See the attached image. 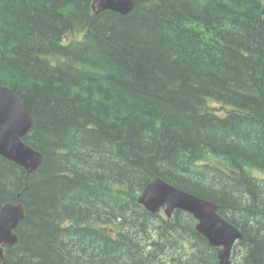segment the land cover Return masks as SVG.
<instances>
[{"label": "trees", "instance_id": "16d2710c", "mask_svg": "<svg viewBox=\"0 0 264 264\" xmlns=\"http://www.w3.org/2000/svg\"><path fill=\"white\" fill-rule=\"evenodd\" d=\"M91 2L0 0V85L43 156H0V201L25 213L0 264H218L191 215L139 204L154 178L217 205L232 264H264L262 0Z\"/></svg>", "mask_w": 264, "mask_h": 264}, {"label": "water", "instance_id": "95a60500", "mask_svg": "<svg viewBox=\"0 0 264 264\" xmlns=\"http://www.w3.org/2000/svg\"><path fill=\"white\" fill-rule=\"evenodd\" d=\"M264 3V0H262ZM134 0H92L91 11L99 15L111 11L129 14ZM264 17V8L262 10ZM32 118L15 92L0 85V156L22 167L27 174L35 172L43 156L27 146L22 138L32 131ZM139 203L150 213L160 209L170 218L175 210L190 214L197 222L195 229L211 247L219 248L218 264H231L230 253L234 243L241 239L240 232L217 213V206L208 200L183 192L165 181L155 178L140 193ZM25 217L21 203L0 201V258L1 246L12 247L19 240L15 229Z\"/></svg>", "mask_w": 264, "mask_h": 264}, {"label": "rangeland", "instance_id": "374dc122", "mask_svg": "<svg viewBox=\"0 0 264 264\" xmlns=\"http://www.w3.org/2000/svg\"><path fill=\"white\" fill-rule=\"evenodd\" d=\"M211 106L217 110L218 113L222 114L224 112V109L223 107L217 105V104H214V103H211Z\"/></svg>", "mask_w": 264, "mask_h": 264}]
</instances>
